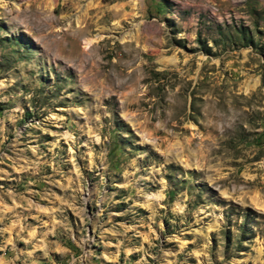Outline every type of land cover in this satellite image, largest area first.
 I'll return each mask as SVG.
<instances>
[{"label":"rangeland","instance_id":"rangeland-1","mask_svg":"<svg viewBox=\"0 0 264 264\" xmlns=\"http://www.w3.org/2000/svg\"><path fill=\"white\" fill-rule=\"evenodd\" d=\"M0 264H264V0H0Z\"/></svg>","mask_w":264,"mask_h":264},{"label":"bare ground","instance_id":"bare-ground-1","mask_svg":"<svg viewBox=\"0 0 264 264\" xmlns=\"http://www.w3.org/2000/svg\"><path fill=\"white\" fill-rule=\"evenodd\" d=\"M86 41H87L88 44H90L93 41V39L88 38Z\"/></svg>","mask_w":264,"mask_h":264}]
</instances>
